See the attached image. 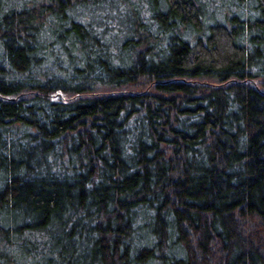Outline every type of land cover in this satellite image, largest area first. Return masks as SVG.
I'll list each match as a JSON object with an SVG mask.
<instances>
[{"label": "trees", "instance_id": "obj_1", "mask_svg": "<svg viewBox=\"0 0 264 264\" xmlns=\"http://www.w3.org/2000/svg\"><path fill=\"white\" fill-rule=\"evenodd\" d=\"M0 264H264V0H0Z\"/></svg>", "mask_w": 264, "mask_h": 264}]
</instances>
